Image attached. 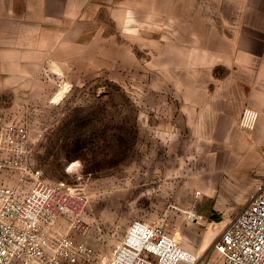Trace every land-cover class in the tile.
I'll return each instance as SVG.
<instances>
[{"label": "rangeland", "instance_id": "1", "mask_svg": "<svg viewBox=\"0 0 264 264\" xmlns=\"http://www.w3.org/2000/svg\"><path fill=\"white\" fill-rule=\"evenodd\" d=\"M98 2L80 51L68 47L67 62L50 64L23 94H0V108L28 126L42 178L84 198L79 213L63 215L59 233L106 263L132 222L154 221L183 234L194 264H221L215 244L244 206L223 201L246 186L222 191L209 159L219 142L185 127L176 81L161 78L167 65L139 62L143 17H123L122 0Z\"/></svg>", "mask_w": 264, "mask_h": 264}, {"label": "crops", "instance_id": "2", "mask_svg": "<svg viewBox=\"0 0 264 264\" xmlns=\"http://www.w3.org/2000/svg\"><path fill=\"white\" fill-rule=\"evenodd\" d=\"M98 1L0 0V94H23L67 62L68 47L80 51ZM133 13L143 17L139 62L167 65L161 78L176 81L185 127L220 144L209 159L222 191L246 186L225 206L245 205L264 183V0H122L121 15ZM247 108L258 113L249 129L240 125Z\"/></svg>", "mask_w": 264, "mask_h": 264}, {"label": "built area", "instance_id": "3", "mask_svg": "<svg viewBox=\"0 0 264 264\" xmlns=\"http://www.w3.org/2000/svg\"><path fill=\"white\" fill-rule=\"evenodd\" d=\"M257 118L247 108L240 125L252 128ZM42 175L28 126L0 108V264H194L181 232L143 220L132 222L101 262L94 247L58 231L63 215L83 209L84 198ZM215 250L221 264H264V183L226 225Z\"/></svg>", "mask_w": 264, "mask_h": 264}, {"label": "bare ground", "instance_id": "4", "mask_svg": "<svg viewBox=\"0 0 264 264\" xmlns=\"http://www.w3.org/2000/svg\"><path fill=\"white\" fill-rule=\"evenodd\" d=\"M192 213V212H191ZM191 217V216H190ZM199 217V216H198ZM189 263H195L198 259L196 257V255H194L192 252H191V256L189 257Z\"/></svg>", "mask_w": 264, "mask_h": 264}]
</instances>
